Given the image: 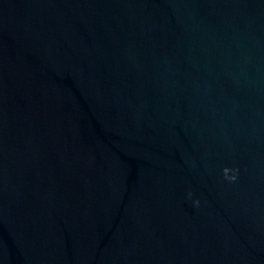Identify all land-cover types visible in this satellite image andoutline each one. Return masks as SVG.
I'll return each mask as SVG.
<instances>
[{
  "label": "water",
  "instance_id": "1",
  "mask_svg": "<svg viewBox=\"0 0 264 264\" xmlns=\"http://www.w3.org/2000/svg\"><path fill=\"white\" fill-rule=\"evenodd\" d=\"M0 264H264V0H0Z\"/></svg>",
  "mask_w": 264,
  "mask_h": 264
},
{
  "label": "clouds",
  "instance_id": "2",
  "mask_svg": "<svg viewBox=\"0 0 264 264\" xmlns=\"http://www.w3.org/2000/svg\"><path fill=\"white\" fill-rule=\"evenodd\" d=\"M223 171H224V173L226 174V173L228 172V169H227V168H225ZM226 178H227V179H235V177H234V176H233V177H227V176H226Z\"/></svg>",
  "mask_w": 264,
  "mask_h": 264
}]
</instances>
